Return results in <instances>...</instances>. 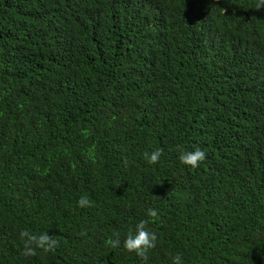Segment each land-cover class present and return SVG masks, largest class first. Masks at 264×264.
I'll return each instance as SVG.
<instances>
[{"label":"trees","instance_id":"1","mask_svg":"<svg viewBox=\"0 0 264 264\" xmlns=\"http://www.w3.org/2000/svg\"><path fill=\"white\" fill-rule=\"evenodd\" d=\"M257 2L0 0V264H264ZM103 6L106 38L83 35ZM196 147L193 169L179 155ZM141 220L158 237L146 262L107 243ZM25 229L59 246L25 257Z\"/></svg>","mask_w":264,"mask_h":264},{"label":"clouds","instance_id":"2","mask_svg":"<svg viewBox=\"0 0 264 264\" xmlns=\"http://www.w3.org/2000/svg\"><path fill=\"white\" fill-rule=\"evenodd\" d=\"M103 8V11H101L100 9L99 11L103 14H106L108 19L99 23L95 20L85 22V27L81 30V33L83 35H88L96 39L106 38L103 35V32L109 29L107 21L110 17L106 8L104 6ZM255 8L258 11L264 9V0H258V2L255 4ZM158 37L160 40H162L161 35H159ZM118 42H120L123 48L122 55L127 58L129 54H131L132 57L128 58V61L135 64V59L139 56L141 52L140 44L130 39ZM118 42H114L112 47L107 50L108 56L115 58V43ZM163 152V148L155 149L151 153L145 152L144 158L149 164H157L160 161ZM206 158V151L201 149L200 147H196L194 150L191 151H181L179 155L180 162L182 164L190 166L193 169L198 168L200 164L206 160ZM125 164L127 165V158H125ZM77 205L79 207H93L94 202L90 201L86 195H82L77 201ZM147 214L152 218H156L158 215L157 210L154 208H149ZM147 223V221L141 220L135 226V234L133 235L132 232L129 231L128 235L123 241H121L120 234L118 232L113 233V236L115 238H109L107 243L112 248L122 246L128 252L136 253L139 257L142 258L143 261L146 262L149 259L147 254L148 250L156 247V242L158 239L156 233L150 232L147 229ZM81 234L85 235L86 233ZM19 235L20 239L24 243V251L22 254L25 257L35 256L37 254V249H42L45 253L55 252L56 248L59 246V240L53 238V236L48 234L47 232L40 233L37 235L25 229L21 230ZM172 264H183L182 256L180 254L174 256L172 258Z\"/></svg>","mask_w":264,"mask_h":264}]
</instances>
